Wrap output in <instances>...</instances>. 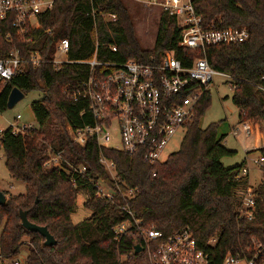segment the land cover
I'll return each mask as SVG.
<instances>
[{"label":"trees","instance_id":"16d2710c","mask_svg":"<svg viewBox=\"0 0 264 264\" xmlns=\"http://www.w3.org/2000/svg\"><path fill=\"white\" fill-rule=\"evenodd\" d=\"M195 6L205 22L248 29L245 41L208 45L205 56L214 68L231 75V99L239 121H261L264 0H195ZM111 13L115 18L108 17ZM37 19L26 35L9 21L0 22V55L19 48L24 55L37 49L42 57L38 65L29 64L15 73L0 92L1 110L7 107L13 86L24 93L42 92L31 102L36 124L17 132L9 126L0 142L8 171L25 183L21 193L3 190L7 198L0 204V258L12 260L2 264H12L23 243L28 244V253L22 264H151L141 230L154 226L168 234L187 225L198 244L210 251L213 264H219L227 251L243 248L252 254L256 249L252 240L263 244L264 257V182L255 185L254 216L240 217L236 190L248 183L246 176H238L245 159L225 166L221 158L235 150L221 142L224 134L218 132L219 122L199 125L210 103L209 90L203 91L179 148L164 160L151 163L140 153L99 146L91 137L80 144L68 132V125L77 128L93 122L87 99H74L69 93L90 74V64L80 60L120 62L173 50L188 66L193 57L203 54L199 48L179 44L181 27L176 18L160 12L152 47L143 46L137 37L132 7L124 0H54ZM61 37L69 39L70 60L56 67L55 42ZM58 150L64 151L70 165L45 164L49 153ZM258 150L264 156V145ZM101 152L113 162L114 177L100 162ZM77 166L85 170L74 172ZM96 178L115 189L112 198L99 196L92 181ZM129 188L134 192L127 197L123 193ZM79 194L90 213L75 223L71 213ZM20 209L26 210L30 221L45 225L56 242L45 244L39 232L23 227ZM125 220L130 227L117 235L115 225ZM211 238H215L213 244L208 243ZM136 244L141 246L139 251Z\"/></svg>","mask_w":264,"mask_h":264},{"label":"built area","instance_id":"2783aa9c","mask_svg":"<svg viewBox=\"0 0 264 264\" xmlns=\"http://www.w3.org/2000/svg\"><path fill=\"white\" fill-rule=\"evenodd\" d=\"M54 0H0V22L9 21L20 34L26 35L37 22V15L52 7ZM148 3H150L148 1ZM161 11L173 15L181 27L180 45L196 47L203 54L193 57L186 66L173 50H165L158 55H150L147 59L129 57L123 61L80 60L90 64V74L80 84L74 85L69 92L71 97L87 99L88 110L93 118L92 123L81 127L67 126L71 138L84 144L88 138L96 140L99 146L120 149L130 153H140L149 162L160 161V155L170 136L179 128L186 129L188 122L196 115V106L204 90L214 82L215 76L220 75L231 79L229 73L216 69L209 64L205 56V48L215 43L243 42L249 37L248 29L242 26L215 24L205 22L202 14L195 6V0H158ZM115 18V14L108 15ZM28 37L27 40H30ZM56 51L53 57L55 66L64 61H57V52L67 55L69 39L58 38L55 42ZM115 48V47H113ZM42 57L37 49L22 54L19 48H12L0 55V92L4 83L15 73L21 72L31 65H38ZM70 59L67 56L65 61ZM95 64L106 67L94 68ZM107 68V69H106ZM15 116L9 125L13 132L21 131L33 124L18 125ZM261 124L264 127V113ZM241 128L231 126L234 136L242 130L249 134L253 129L250 120L241 121ZM116 127L119 132L120 146L108 145L111 138L109 128ZM0 128V142L4 136ZM248 149L246 150V152ZM109 174L115 176L113 162L102 152L99 156ZM262 172L264 182V156L254 158ZM68 162L63 150L49 153L45 164L64 167ZM70 165V164H69ZM74 172L82 173L84 166L74 167ZM238 176H246L248 183L236 190L239 199L238 214L250 219L254 216L256 197L255 185L250 182V165L245 162ZM99 196L112 198L115 189L102 178L92 179ZM129 188L127 197L133 195ZM130 212V210H128ZM138 224L139 222H135ZM130 222L125 220L115 225L117 235L123 233ZM151 264H213L210 251L200 246L190 226L182 227L171 233L164 232L154 226L141 230ZM215 238L208 243L213 244ZM256 249L250 255L241 248L239 252L227 251L219 264H264L261 255L262 243L256 244ZM250 248V247H247ZM12 264H21L19 260Z\"/></svg>","mask_w":264,"mask_h":264},{"label":"rangeland","instance_id":"374dc122","mask_svg":"<svg viewBox=\"0 0 264 264\" xmlns=\"http://www.w3.org/2000/svg\"><path fill=\"white\" fill-rule=\"evenodd\" d=\"M126 4L132 7L133 20L135 23L136 35L140 39L143 46L152 47L155 41V36L158 27L159 14L161 12L158 0H124ZM148 1L150 3H148ZM57 61H65L67 55L64 52H57L55 55ZM207 90L210 91V103L200 118L199 125L204 127L212 121H218V132L224 134L221 142L230 149L235 150L231 155H224L221 158L225 166L241 163L247 158L250 165V179L253 184H257L263 179V172L260 166L253 161L258 158L261 153L258 150L262 144L264 145L263 125L260 121L253 123V129L249 134L242 130L234 136L231 133V126H238L241 128V123L238 118V108L233 103L231 95L233 87L231 86V79L220 75L215 76V80L211 83ZM42 95L41 90L31 89L25 92L24 97L21 98L13 107L1 110L0 109V128L6 129L14 121L15 116L20 114L21 117L17 119L18 125L33 124L35 125L34 114L31 109V102L39 99ZM111 138L108 145L113 147L120 146L119 132L116 127L109 128ZM185 129L179 127L172 136H170L167 144L164 146L160 159L164 160L167 155L179 148ZM248 151L246 152V150ZM4 151L0 146V189L7 190L9 193H21L25 191V183L21 179H17L11 175L4 162ZM84 196L78 195L77 206L71 213L72 221L79 222L90 213V209L85 207ZM1 230V227H0ZM28 240V236H24ZM28 253V244L23 243L20 251L15 257L17 260L24 262ZM12 258L1 259L0 264L9 263Z\"/></svg>","mask_w":264,"mask_h":264},{"label":"water","instance_id":"95a60500","mask_svg":"<svg viewBox=\"0 0 264 264\" xmlns=\"http://www.w3.org/2000/svg\"><path fill=\"white\" fill-rule=\"evenodd\" d=\"M24 91H22L17 86H13L8 94L7 98V107L11 108L13 107L21 98L24 97ZM263 135H264V127H263ZM6 194L3 192L2 189H0V204L5 203L6 201ZM20 217H21V224L23 227H25L28 230L31 231H37L44 237V243L51 245L56 242L53 235L49 232L48 228L45 225H39L32 221H30L27 217L26 210L20 209ZM141 249V246L139 244H136V251H139Z\"/></svg>","mask_w":264,"mask_h":264},{"label":"crops","instance_id":"0c3cea01","mask_svg":"<svg viewBox=\"0 0 264 264\" xmlns=\"http://www.w3.org/2000/svg\"><path fill=\"white\" fill-rule=\"evenodd\" d=\"M262 146H263V144H262ZM250 182H251V179H250Z\"/></svg>","mask_w":264,"mask_h":264}]
</instances>
